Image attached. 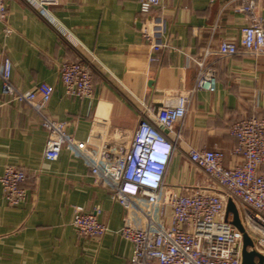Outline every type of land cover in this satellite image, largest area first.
<instances>
[{
	"label": "crops",
	"instance_id": "1",
	"mask_svg": "<svg viewBox=\"0 0 264 264\" xmlns=\"http://www.w3.org/2000/svg\"><path fill=\"white\" fill-rule=\"evenodd\" d=\"M8 2L13 32L6 35L0 21V60L11 59L12 82L22 90L40 82L54 86L47 112L65 121L75 139L88 138L99 118L108 124V140L128 146L166 92L195 86L197 60L209 49L206 63L216 72L217 88L193 93L186 117L176 126L181 139L167 181L179 189L214 185L191 162L190 147L221 149L227 166L241 161L232 152L229 127L245 116H264V54L217 51L223 39L238 41L247 22L245 13L234 10V0H162L148 14L141 12L139 0H58L50 6L53 23L23 0ZM257 12L264 18V0ZM149 20L163 23L157 39L164 46L157 52L142 34ZM60 28L76 46L61 38ZM81 53L96 60L92 98L68 95L60 78V63L77 60ZM153 53L157 60L150 59ZM1 90L0 79V176L7 164L24 168L29 196L10 206L0 182V264H129L133 246L120 228L131 212L111 198L67 145L59 158L46 159L48 132L38 113L8 100ZM76 206L102 208L100 219L108 226L102 237L77 234L72 224Z\"/></svg>",
	"mask_w": 264,
	"mask_h": 264
},
{
	"label": "built area",
	"instance_id": "2",
	"mask_svg": "<svg viewBox=\"0 0 264 264\" xmlns=\"http://www.w3.org/2000/svg\"><path fill=\"white\" fill-rule=\"evenodd\" d=\"M23 1L39 16L54 22L50 6L56 5L58 0ZM234 2V10L245 13L247 22L241 27L238 41L223 39L217 51L222 55L239 52L263 55L264 18L257 12L259 0ZM161 3L162 0H139L144 14ZM8 13V0H0V21L6 35L13 32ZM162 26L161 20H149L143 27V37L153 52L164 46L157 39ZM59 35L65 42L76 46L64 28L59 29ZM209 53L210 50L206 49L197 60L195 86L186 92H166L160 106L143 118L128 146L108 140V124L99 118L94 119L88 138L75 139L68 132L65 121L47 112L54 86L40 82L30 90H22L12 82L11 59L4 57L0 60L2 94L10 101L24 102L32 107L48 132L45 158L56 160L63 146L67 145L84 159L95 181L108 188L111 198L131 212L120 228V233L133 246L129 264H243L244 232L232 222V213L227 212L229 200H234L244 215L242 225L253 240V247L249 249L264 255V116H245L229 127V133L235 139L232 152L241 157L239 163L227 166L225 153L219 148L190 147L188 156L191 162L211 178L213 186H182L179 189L167 181L169 164L181 139L180 129L176 126L186 117L193 93L199 89L215 91L217 88L216 72L206 63ZM150 59L157 60L158 57L153 53ZM96 70L95 58L82 53L77 60L61 62L59 73L66 93L92 98ZM150 130L169 139L174 150L166 166H157L158 180L144 181L149 184L146 185L141 183L144 169L140 165L146 166V159L142 158L144 145L140 142L144 140L141 136H146ZM136 147L138 155L135 154ZM26 180L24 168L13 164L5 166L0 182L10 206H18L27 200ZM101 213L100 206L91 210L76 206L72 224L77 234L86 238L102 237L108 226L100 219ZM132 213L138 218L134 219Z\"/></svg>",
	"mask_w": 264,
	"mask_h": 264
},
{
	"label": "clouds",
	"instance_id": "3",
	"mask_svg": "<svg viewBox=\"0 0 264 264\" xmlns=\"http://www.w3.org/2000/svg\"><path fill=\"white\" fill-rule=\"evenodd\" d=\"M141 138L144 139L140 142L144 145L142 158L146 159V166L140 165L144 169L142 171L144 178L141 183L149 185L144 181L158 180L160 173L157 166H166L172 157L174 149L169 139L155 131L150 130L146 136H141ZM135 154L138 155V147L135 149ZM140 161L144 162L143 160Z\"/></svg>",
	"mask_w": 264,
	"mask_h": 264
},
{
	"label": "water",
	"instance_id": "4",
	"mask_svg": "<svg viewBox=\"0 0 264 264\" xmlns=\"http://www.w3.org/2000/svg\"><path fill=\"white\" fill-rule=\"evenodd\" d=\"M227 212L233 213L232 222L244 232L243 264H264V255L260 254L255 249H248V246H253V241L245 232L244 227L239 219L237 206L232 200H229L227 204Z\"/></svg>",
	"mask_w": 264,
	"mask_h": 264
},
{
	"label": "rangeland",
	"instance_id": "5",
	"mask_svg": "<svg viewBox=\"0 0 264 264\" xmlns=\"http://www.w3.org/2000/svg\"><path fill=\"white\" fill-rule=\"evenodd\" d=\"M233 202H234V200H232ZM238 215H239V219H240V221H241V223H244V215H243V213H242V211H240V210H238ZM232 218H233V213H232ZM249 236H250V238H251V235H250V233H248V232H246ZM253 241V240H252ZM253 246H248V249L249 248H252Z\"/></svg>",
	"mask_w": 264,
	"mask_h": 264
}]
</instances>
